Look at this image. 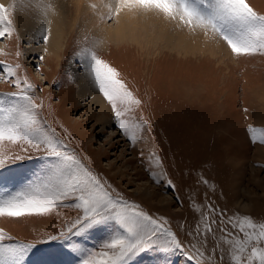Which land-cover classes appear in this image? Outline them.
Returning <instances> with one entry per match:
<instances>
[{"label": "snow or ice", "instance_id": "obj_1", "mask_svg": "<svg viewBox=\"0 0 264 264\" xmlns=\"http://www.w3.org/2000/svg\"><path fill=\"white\" fill-rule=\"evenodd\" d=\"M88 6L101 22H118L122 16L153 17L193 36L222 42L236 58L264 56V13L249 0H100ZM18 8L34 9L42 17L34 38L47 45L52 18L57 15L53 0L0 3V38L18 37L13 19ZM102 43L93 39L75 55L85 78L111 106L120 133L135 147L151 131V123L142 114L137 116L142 113L143 101L98 54ZM0 54H5L2 49ZM20 55L17 51L16 56ZM20 68L19 63L0 60V81L16 89L0 92V170L24 160L43 163L25 187L0 192V217L60 216L61 208L75 210V215L63 220L54 234L28 243L0 229V264H26L41 245H58L77 264H133L144 254L157 257L156 264H172L170 258L177 254L194 264H264V220L240 214L225 217L212 203L193 202L200 219L195 229L186 233L192 240L185 241L166 217L151 215L101 179L43 119L44 105L37 102V86L27 75L19 74ZM247 133L253 145H264V127L250 124ZM148 159L150 165L163 168L155 151ZM150 176L160 184L166 173L150 171ZM200 182L215 190L207 179L201 177ZM166 183L175 189L170 179ZM93 239L98 242L89 246ZM209 239L213 241L211 249Z\"/></svg>", "mask_w": 264, "mask_h": 264}, {"label": "rangeland", "instance_id": "obj_2", "mask_svg": "<svg viewBox=\"0 0 264 264\" xmlns=\"http://www.w3.org/2000/svg\"><path fill=\"white\" fill-rule=\"evenodd\" d=\"M249 3L258 12L264 13V0H249ZM86 21L83 16H80L70 25L68 30L73 34L68 37L62 66L58 69V63L57 68L52 72H50L48 64L38 59L40 56L29 55L25 52L26 42L21 38H14L10 45L7 44L8 46L2 49L5 54H0V60H5L10 64L19 63L21 65L19 74L21 76L27 75L31 82L37 86L36 95L39 98L37 102L43 101L44 105L42 109L43 119L52 128H54L53 123H55L56 131L60 134V138L101 179L107 180L126 199L139 204L151 215L166 217L172 230L177 232L182 240H192V237L187 236V231L184 233L183 229L188 228L191 221L195 222L199 220L198 217L200 218V214L194 211L193 202L201 205L212 203L217 209L223 211L220 207L222 204L221 193H216L215 195L213 190L200 182L201 177L209 182L213 179L216 182L214 170L217 167H224L225 175L221 174V177L218 175L220 180L223 181H230L233 176L231 174H235L234 172L239 170L238 174L242 177L243 183L240 184L239 196L236 200L237 209L240 215L250 216L251 210L239 208L238 203L247 204L252 197H264V151L261 150H264V145H253L247 133V127L250 124L264 127V87L254 90L258 76L260 80L264 81V56L236 58L227 48L223 50L220 47H216V52L212 55L210 63L206 62L204 65L191 63L193 65L190 66L189 63L180 61V58L170 54L160 55L156 58L157 60L153 57L149 65L150 68H153L152 74L158 75L156 76L157 81L159 80L158 77H161L160 81H158V87L162 85V90L159 93L157 92V94L148 93V96L151 95L147 100V105H150L148 110H142V113H137V116L142 114L150 121L151 134H148L145 139L133 147L120 133L111 110L109 112L112 117L111 127L100 131L95 115L87 112L84 102H73L74 86L71 87L72 78L68 73V59L75 57L80 48L89 44L92 38L104 42L102 37L91 35L88 29L83 31L82 28L86 26ZM148 22L156 25L155 19H150ZM85 37H87V41ZM107 44L103 48L104 43H102L97 49L99 55L102 54L107 57L108 54L104 50L112 49L113 46L118 48L127 45L124 43L113 44L112 42H107ZM156 46H151L150 49L152 50ZM17 51L21 53L19 57L16 56ZM131 52L134 54L133 49ZM170 52H173V50ZM133 54L131 55V61L133 62L130 63L131 66L128 69L131 72L130 75L129 73H123L122 71L124 70L122 68L118 71L123 73L121 77L126 78L124 80L129 87L133 85L139 94L146 95V89L149 87L145 85L147 84L145 81L146 77L150 76L151 69L146 70L147 74L143 69L140 70L139 63L141 67L144 65L143 57L139 56L137 58ZM187 56L193 58L194 61H199L194 56ZM198 56L200 54L196 57ZM33 58L37 60L34 61ZM160 58L161 60H159ZM114 59L117 62L116 64L113 61L116 65L119 64V61H122V57L119 55ZM52 63L51 66L56 67ZM37 65H39L38 68ZM136 65H138L137 68ZM160 73L164 76L162 77ZM140 74L142 78L139 77ZM151 81L153 80L151 79ZM168 82L179 86L180 89H186L191 83L196 84L198 92L197 94L185 92L186 95L180 91L181 93L179 92V94L171 85L168 86ZM180 83L183 84L180 85ZM68 87L71 90L66 92ZM15 90L9 83L0 81V92ZM167 90H172V92ZM169 93L171 94L169 95ZM174 94H177L178 97ZM170 100L173 102L171 105H169ZM187 101L189 102L187 103ZM191 101L195 102L192 103ZM190 102L196 104L192 106ZM163 104H166V106ZM210 104L211 107L209 106ZM196 105L198 107H194ZM175 106H178V108L176 109ZM184 106L188 107L189 111ZM199 106L201 107V113ZM158 108H160L159 111L156 110ZM183 109L186 112L188 111V113L186 114ZM161 112H163V115ZM193 113L196 114L194 115ZM68 120L76 123L75 127H77V130L73 131L71 129L72 125H68L70 124ZM190 125L193 126L191 127ZM119 137L123 139L119 140ZM236 137L238 143H236ZM248 140L249 144L247 143ZM142 142L148 143V147H144ZM237 146L238 149L236 148ZM88 150L92 153L94 151V155L98 157V165L92 161L90 155H87ZM153 151L163 157V168L150 165L148 158ZM90 159L92 162L89 161ZM126 160L130 161L126 162ZM42 163L38 159L24 160L0 170V192L18 191L25 187L39 174ZM234 165H236L237 169ZM214 166L215 169L213 168ZM255 168H259V170L253 171ZM142 170L143 174H139ZM150 171L163 172L166 173V176L161 178L160 184H156L151 179ZM169 179L175 185V189L167 187L166 181ZM259 182L260 184H258ZM144 184H151V187L153 186L158 189L156 191L160 192L159 194L157 193L154 203L143 199L144 194L141 192L146 191ZM221 190L225 192L223 186ZM161 198H166L169 202L163 200L161 203H157ZM148 205L153 208L148 210ZM59 212L60 216L53 213L51 216L22 217L19 219L0 217V224L6 226L2 225L0 229L13 236L17 241L32 242L36 239L44 238L47 234H54L60 228L63 220L70 219L75 215V210L72 209L61 208ZM224 214L225 217L229 216L225 212ZM97 242L96 239H93L88 243L89 246H92ZM212 246L213 242L209 240V249ZM39 248L40 251L31 254L26 264H77V261L58 245H41ZM170 259L172 264H194L193 261H188L185 256L180 254ZM156 260L157 257L151 254H144L137 258L133 264H156Z\"/></svg>", "mask_w": 264, "mask_h": 264}, {"label": "bare ground", "instance_id": "obj_3", "mask_svg": "<svg viewBox=\"0 0 264 264\" xmlns=\"http://www.w3.org/2000/svg\"><path fill=\"white\" fill-rule=\"evenodd\" d=\"M12 2H13V0H0V3H4L5 5L11 4ZM53 3L56 5L57 15H55V17L52 18L51 35L49 37V42L47 45H44L42 41L38 43L36 41V39L34 38L38 29L42 26L41 25L42 17L34 9H32V10H27V9L20 10L18 8L17 11H15L14 16H13L14 24H15V27H16V30L18 33V37L16 35H14L10 40H4V42H0V49H5L6 46H8V45H10V43H12V40L14 38H21L26 42L25 52H27V54H29V55L34 54V55H38V56H43L44 57L43 62H45L46 64L49 65V70H51L50 72L54 71V69L57 68L58 63H59L58 69H60L62 66V62H63V57H64L63 55L65 52L64 50L68 44V37H70L71 34H73L68 29H69L71 24H73L78 18H80V16H83L87 20L86 26H83V28H82L83 31H84V29H88V31H90L91 35H94V36L98 35V36L102 37L104 39L103 48L106 45H108L107 42H112L113 44H115V43L116 44H119V43L127 44V45H125V47H118L117 48V47L113 46L112 49L104 50V52H106V54H108L107 57L102 55V54L100 55L108 63H110L111 65L113 64L112 65L113 67H115L117 70L122 68L124 70V71H122L123 73H127V74L129 73V75H130L131 72L128 69L131 66L130 63L133 62V61H131V55L133 54L131 51L133 49L134 54L137 56V58H139V56L143 57L142 60L144 61V65H143L144 67L142 66L143 67L142 68L140 66V63H139L140 70L143 69V71L147 74L146 70L151 69L150 76L146 77V81H145V83H147L145 85H148V87H149L148 89H146V91H147L146 95L139 94V92L134 88L133 85L131 86L132 88L130 87V89L143 101V110L144 111L148 110V107L150 106V105L149 106L147 105V100L151 96V95L148 96V93H150V94L156 93L157 94V92L159 93L160 90H162V88H161L162 85L160 87H158V81H160L161 77L160 78L158 77L159 80L157 81L156 76H158V75L152 74L153 68H150V65H149V62L153 57L155 60H157L156 58H158V56H160V55L170 54V55H173V56L180 58V61H185V62L189 63L190 66L193 64L198 65L199 63L201 65H204L206 62L210 63L212 55H214V53L216 52V47H220L223 50H226L225 48H227L222 42L216 43V42H213L210 40H206L202 35L193 36V35L189 34L187 31H181V30L175 28L174 25H172V24L169 25V23H166L162 20H159V19H156L153 17L133 18L131 16H122L118 22H113V21L101 22L99 20L98 16L96 14H94L92 9L88 6L90 3H100V0H53ZM150 19H155L156 25L150 24L148 22ZM88 37H90V36H88ZM93 39H95V38H92V40ZM151 46H156V47L151 50L150 49ZM45 47H47L46 52L44 51ZM113 48H116V49L113 50ZM172 50H173V52H170ZM196 52H199V53H196ZM198 54H200V56L196 57ZM34 55H33V57H34ZM118 55L120 57H122V61H119V64H118L119 66L116 65L117 62L114 59ZM187 55L194 56V58H198L199 61L198 62L194 61L193 58H191L190 56H187ZM167 58H168V56H167ZM35 60H37V59H34V61ZM159 60H161V58ZM51 63L55 64L56 67H54V66L52 67ZM191 63H193V64H191ZM67 65H68V73L72 78V86L71 87L74 86V99H73L74 101L73 102L74 103L75 102H84V105L86 106L87 112L95 115V120L98 122L97 124L99 125L100 131H103L107 127L110 128L112 125L111 124V120H112L111 118L112 117L110 116V113H109L111 110V106L104 100L103 96L98 92V90L85 78L79 58L77 56L69 58ZM137 67H138V65H136V68ZM131 71H133V70L131 69ZM123 73H121V74H123ZM45 74H47V73H45ZM160 75H161V73H160ZM161 76L163 77L164 75H161ZM139 77L142 78L141 74ZM144 77H145V74H144ZM122 78L126 79L124 77H122ZM151 79L153 81H151ZM162 80H163V78H162ZM189 80H190V77H189ZM198 81H200V80H198ZM174 82H175V79H174ZM183 82H185V81H183ZM190 82H191V80H190ZM171 83H169L168 86L171 85L177 93L182 91V94H186L185 92H187V93L194 92L197 94V92H198V87L195 86L196 84L194 85L192 83L191 84L188 83L189 85L186 89L185 88L180 89L179 86L172 85L173 83L172 84ZM181 84H183V83H180V85ZM263 87H264V81L260 80V78L258 76V81L254 87V90H258V89H261ZM133 89H135V90H133ZM70 90L71 89L68 87L66 92L70 91ZM167 91L169 92L170 90H167ZM202 91H203V89H202ZM170 92H172V90ZM170 94L171 93H169V95ZM196 94H195V96H196ZM43 95H44V93H43ZM174 95H177V94H174ZM189 96H188V98H189ZM177 97H178V95H177ZM204 97L206 98V96H204ZM171 100L169 101V105H171V103H173V102H171ZM195 100H196V98H195ZM162 102L166 103L165 101H162ZM188 102L189 101H187V103ZM193 102H195V101H193ZM150 104H152V103H150ZM195 104H192V106ZM159 105H158V107H159ZM163 105L166 106V104H163ZM176 105H179V104H176ZM186 105H188V104H186ZM198 105H196L194 107H198ZM164 106H162V107H164ZM200 106H199V108H200L199 110L201 113V107ZM209 106L211 107V104ZM167 107H170V106H167ZM184 107H186V106H184ZM177 108H178V106L176 107V109ZM187 108L188 107H186V110H188ZM159 109L160 108H158L156 110L159 111ZM165 109H166V107H165ZM180 109H181V107H180ZM169 111H170V109H169ZM188 111L187 112L185 111L186 114L188 113ZM163 112H161L162 115H163ZM180 112H181V110H180ZM192 112H194V111L192 110ZM195 112H196V110H195ZM211 112H212V109H211ZM161 113H159V114L161 115ZM190 113H189V115H190ZM183 115H185V114H183ZM175 116H172V117H175ZM186 117L188 118L187 115H186ZM172 119H174V118H172ZM182 120H183V117H182ZM68 123H70L68 125H70V126L72 125L71 129L73 131L77 130V127H75V124H76L75 122L69 121ZM227 123H229V122H227ZM193 124H194V122H193ZM190 126L192 127L193 125H190ZM53 127L56 129L55 123H53ZM148 134H151V132L146 133L145 137H147ZM75 138L78 139L79 137H75ZM120 139H123V138L119 137V140ZM117 142H119V141H117ZM236 143H238L237 137H236ZM247 143L248 144L250 143L249 140L247 141ZM142 145L144 147H148V143L142 142ZM236 148L238 149V146ZM78 150H76V151H78ZM261 150L264 151L263 149H261ZM87 155L88 156L90 155L92 157V161L98 165V163H97L98 157H96L94 155V151L92 153L90 150H88ZM161 160H162V162H164L163 157H161ZM89 161L92 162L91 159ZM129 161L130 160H128V161L126 160V162H129ZM234 164H236V162H234ZM234 167H236V165H234ZM213 168L215 169V166ZM236 169H237V167H236ZM258 170H259V168L253 169V171H258ZM224 171L225 170H224L223 166L217 167L216 170H214L216 182L213 179L214 181L212 180L213 182L211 181L210 184L215 185V190H214L215 195H216V193H221V195H222V202H221L222 204L220 207L223 209V212L227 213L229 216H232L235 214H239V211L237 209L236 200L239 196V188H240V184L243 183V180H242V177L238 174L239 170H236V172H234L235 174H231L233 176L230 178V181L220 180L218 175L220 177H221V174L224 176L225 175L224 173H226ZM137 173H139V172H137ZM139 174H143V170L140 171ZM214 175H212V176H214ZM217 179H219L220 181L219 180L217 181ZM258 184H260V182ZM222 186H223L225 192H222V190H221ZM144 188L146 191L141 192L142 194H144L143 199L147 200L151 203H154L155 199L157 197V193L159 194L160 192L156 191L158 189H155L153 186L151 187V184H148V185L144 184ZM219 189L221 190V192ZM242 194H244V193H242ZM163 200L167 201L166 198H161L157 201V203H161ZM167 202H169V201H167ZM238 206H239V208L244 209V210H251L250 216L253 217L254 219L264 220V197L263 196L252 197L247 204L246 203H244V204L238 203ZM148 207H149L148 210H151L150 208H153L151 205H148ZM198 219H200V218L198 217ZM198 221H195V222L191 221L189 224V227L186 229H183V232L186 233V231L187 232L193 231L195 229V226H196ZM2 225H4V224H2ZM2 225L0 224L1 227H2ZM4 227H6V226L4 225ZM209 240L211 242H213L211 239H209Z\"/></svg>", "mask_w": 264, "mask_h": 264}]
</instances>
